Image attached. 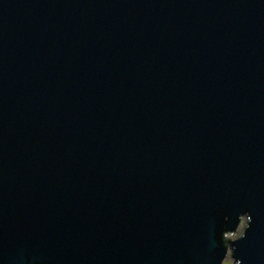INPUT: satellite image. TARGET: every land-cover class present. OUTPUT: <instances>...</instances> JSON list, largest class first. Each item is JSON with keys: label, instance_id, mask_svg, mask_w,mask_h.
<instances>
[{"label": "water", "instance_id": "water-1", "mask_svg": "<svg viewBox=\"0 0 264 264\" xmlns=\"http://www.w3.org/2000/svg\"><path fill=\"white\" fill-rule=\"evenodd\" d=\"M227 256L264 264V0H0V264Z\"/></svg>", "mask_w": 264, "mask_h": 264}, {"label": "rangeland", "instance_id": "rangeland-1", "mask_svg": "<svg viewBox=\"0 0 264 264\" xmlns=\"http://www.w3.org/2000/svg\"><path fill=\"white\" fill-rule=\"evenodd\" d=\"M245 223V219H241L239 221V223L237 224V226L235 227V229L231 232H225L223 234L224 239L228 240V239H234L236 237L239 236V234L241 233L242 229H243V225ZM221 264H233L232 260L227 256L222 262Z\"/></svg>", "mask_w": 264, "mask_h": 264}, {"label": "trees", "instance_id": "trees-1", "mask_svg": "<svg viewBox=\"0 0 264 264\" xmlns=\"http://www.w3.org/2000/svg\"><path fill=\"white\" fill-rule=\"evenodd\" d=\"M224 239V238H223ZM225 241V240H224Z\"/></svg>", "mask_w": 264, "mask_h": 264}]
</instances>
